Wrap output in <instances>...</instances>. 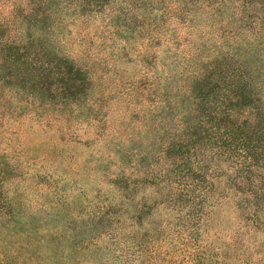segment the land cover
Wrapping results in <instances>:
<instances>
[{
  "label": "rangeland",
  "instance_id": "obj_1",
  "mask_svg": "<svg viewBox=\"0 0 264 264\" xmlns=\"http://www.w3.org/2000/svg\"><path fill=\"white\" fill-rule=\"evenodd\" d=\"M26 2L0 0V258L264 264V173L205 125L229 86L263 104L264 0Z\"/></svg>",
  "mask_w": 264,
  "mask_h": 264
},
{
  "label": "trees",
  "instance_id": "obj_2",
  "mask_svg": "<svg viewBox=\"0 0 264 264\" xmlns=\"http://www.w3.org/2000/svg\"><path fill=\"white\" fill-rule=\"evenodd\" d=\"M27 7L34 11L41 6V0H28ZM21 7V4H19ZM24 8L20 13L24 12ZM5 20L0 19V25L5 24ZM39 62L45 66H52V62L43 60L40 56ZM3 60V59H2ZM32 65V63H31ZM3 69V63L0 64ZM29 69V67H27ZM240 84V81H236ZM235 85V82L233 83ZM237 84L236 87H239ZM248 93L238 92L231 86L226 88L219 100L221 103V112L216 111L219 116L217 125L205 122L212 132V138L219 145L218 149L225 153H234L237 159V166L244 169L262 170L264 173V97L261 92L251 93V95L259 94V101L263 104L256 105L253 100L245 101ZM231 103V106H225L222 103ZM245 101V102H244ZM243 103V104H242ZM242 104V106H240ZM226 116L227 118H224ZM227 119V120H226ZM264 200V187L258 188L256 191ZM253 198L254 195H251ZM256 200V199H255ZM257 202V201H256ZM76 258V257H75ZM0 264H42L37 254L33 257H27L19 261L14 260L13 255L0 258ZM74 264H79L77 261ZM97 264V263H95Z\"/></svg>",
  "mask_w": 264,
  "mask_h": 264
}]
</instances>
